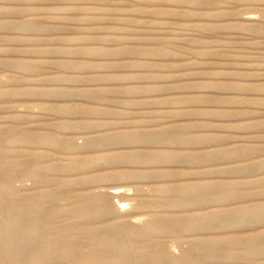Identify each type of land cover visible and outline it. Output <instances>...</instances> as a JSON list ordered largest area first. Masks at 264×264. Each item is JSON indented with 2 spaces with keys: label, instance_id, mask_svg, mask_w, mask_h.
Here are the masks:
<instances>
[{
  "label": "rangeland",
  "instance_id": "obj_1",
  "mask_svg": "<svg viewBox=\"0 0 264 264\" xmlns=\"http://www.w3.org/2000/svg\"><path fill=\"white\" fill-rule=\"evenodd\" d=\"M5 166L0 221L21 220L17 206L26 207L76 234L84 223L134 216L140 228L160 223L153 234L174 256L199 239L252 238L250 259L196 264L264 263V219L255 214L264 208V0H0ZM197 182L213 186L209 199L183 206ZM115 187L122 192L111 196ZM93 194L116 214L78 216L81 206L93 210L84 204ZM32 196L42 199L31 209ZM212 212L225 224L162 225ZM78 238L68 240L87 249ZM132 243L142 252V236ZM0 264L13 263L3 255Z\"/></svg>",
  "mask_w": 264,
  "mask_h": 264
},
{
  "label": "bare ground",
  "instance_id": "obj_2",
  "mask_svg": "<svg viewBox=\"0 0 264 264\" xmlns=\"http://www.w3.org/2000/svg\"><path fill=\"white\" fill-rule=\"evenodd\" d=\"M162 138L164 140L171 139L170 137H162ZM124 139L129 140L132 138L125 136ZM133 139L135 138L133 137ZM196 139L197 138H195V140ZM217 155H219V153ZM217 155H215V157ZM202 158L203 157H201L200 159ZM176 161L178 162V160ZM204 174L205 173H203V175ZM181 175H184V174H181ZM9 178H10V174H9L8 166H5V168H2V169L0 168V179L8 180ZM237 183L238 182H236V184ZM193 187H194V191L196 192L188 193L186 191L187 193H183V194L181 193L182 194L181 202L183 206L192 207V206L198 205L202 199L204 200L208 198V197L207 198L205 197L208 196L209 191L213 186L208 183L206 184V183L197 182L193 185ZM218 187H219V189H217L218 191L223 189L221 185ZM5 189L7 190V187ZM121 192L122 190L120 189V187H115L109 191V194L111 196H118V194H120ZM238 194L239 193H237V195ZM52 197H53L52 193H48L46 196H43V199L44 198L51 199ZM40 199L42 198L39 196L35 198H33L32 196V198L30 199L31 209L33 208V206L37 207V205H39ZM98 200L99 199L95 198V196L86 198L84 204L85 205L92 204L91 207L93 210L86 211L84 206H81L79 208V211L77 212V215L81 217L90 218V220L92 219L96 220V219H99L105 216H112L116 214L115 213L116 209L114 210V208L111 210L108 207H105V208H102L101 206L99 207ZM125 205H126L125 202L120 201L117 207L124 208ZM17 207H18L17 210L22 216L21 220L14 222L7 218L3 221L1 219L0 221V256L6 255L9 258L10 262L13 264H85V261L89 262V264H196L198 262H201L204 258H208V257H216V256L226 257V258L237 257L242 260H246V259H250L254 257L253 255L256 254V251L252 249V238L234 237V238L224 239L222 241L219 240V242H215V243L210 242L205 239H199L196 242L192 243L193 245L192 249H190L189 251H185L180 256H174L158 241L157 235L153 234V233L158 234L157 232H161V230H163V228L161 227V224L158 222L157 223L154 222L150 224L149 226H147L146 228H140L135 225L136 217L132 215L133 217L131 219L126 218L123 222L120 221L118 223H113L112 225H109V226L106 225L103 227L101 226L92 227L90 226L91 224L84 223L78 226L77 232L75 234V233L67 232L65 226L55 223L54 221L48 219L40 211L31 212V210L30 211L27 210L26 207H19V206ZM1 209L2 208L0 207V210ZM11 209L16 210V207H13V208L11 207ZM238 211L234 209V211L228 215H233L234 213H237ZM218 213L219 212L213 213L214 216L213 218L210 217L211 220H208V219L205 220L202 216H200L201 214L197 213V214H194V216L192 215V217L189 220H185L183 222L179 221L178 218L176 217L173 218L171 216V217L165 218L164 220L165 224H162V225L168 224L169 229H172L177 226L179 227L181 224H183V226H186L187 228H200V227L205 228L206 226L211 227L212 224H216V225H221L222 223L225 224L223 215L220 216ZM255 214L258 215L259 218L256 217L258 220L260 219L263 220L264 219V208H260V210H258V212H255ZM240 215L241 214H239L238 216ZM233 219L231 218L232 221ZM250 221L251 220H249V222ZM226 225L228 224L226 223ZM218 229L220 230L222 228H218ZM198 231L200 232V230ZM78 236H83L88 239L87 249H82L81 246L77 244H76L77 246L70 244V240L68 239L77 240ZM135 236H142L144 238L145 245L142 246L143 247L142 252L140 253H139L140 249H138L139 247H136V245L132 243ZM79 243L81 244V242ZM241 243H243V245L247 244L248 248L245 252L238 254L237 256L230 250L232 249V247L238 244H241ZM228 246L229 247L231 246V248H228ZM263 251L264 249L262 250V252ZM259 264H264V263L260 262Z\"/></svg>",
  "mask_w": 264,
  "mask_h": 264
}]
</instances>
